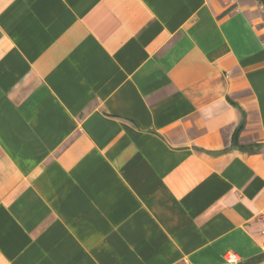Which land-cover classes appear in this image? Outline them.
Returning <instances> with one entry per match:
<instances>
[{"label": "crops", "instance_id": "1", "mask_svg": "<svg viewBox=\"0 0 264 264\" xmlns=\"http://www.w3.org/2000/svg\"><path fill=\"white\" fill-rule=\"evenodd\" d=\"M263 213L264 0H0V264H264Z\"/></svg>", "mask_w": 264, "mask_h": 264}, {"label": "built area", "instance_id": "2", "mask_svg": "<svg viewBox=\"0 0 264 264\" xmlns=\"http://www.w3.org/2000/svg\"><path fill=\"white\" fill-rule=\"evenodd\" d=\"M224 1L229 6V8H234L237 7L241 1H245V0H224ZM260 219L263 224L262 229L260 231V235L263 238V243H264V213L260 216ZM225 258L228 264H236L237 262H239V258L233 252L227 253L225 255Z\"/></svg>", "mask_w": 264, "mask_h": 264}, {"label": "trees", "instance_id": "3", "mask_svg": "<svg viewBox=\"0 0 264 264\" xmlns=\"http://www.w3.org/2000/svg\"><path fill=\"white\" fill-rule=\"evenodd\" d=\"M244 126H245V124H244V122L242 121V122L239 124L238 128L236 129V132L234 133L233 141H232L233 147L243 148V147L239 146L238 141H239V136H240L241 132H242L243 129H244Z\"/></svg>", "mask_w": 264, "mask_h": 264}]
</instances>
